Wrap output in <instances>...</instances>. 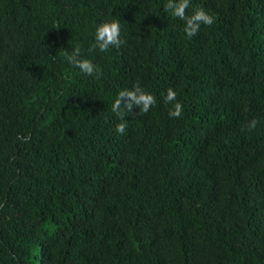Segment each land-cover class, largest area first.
Listing matches in <instances>:
<instances>
[{
    "label": "trees",
    "instance_id": "16d2710c",
    "mask_svg": "<svg viewBox=\"0 0 264 264\" xmlns=\"http://www.w3.org/2000/svg\"><path fill=\"white\" fill-rule=\"evenodd\" d=\"M166 3L0 0V264H264V0H191V38ZM137 83L157 103L118 133Z\"/></svg>",
    "mask_w": 264,
    "mask_h": 264
},
{
    "label": "clouds",
    "instance_id": "9594fccd",
    "mask_svg": "<svg viewBox=\"0 0 264 264\" xmlns=\"http://www.w3.org/2000/svg\"><path fill=\"white\" fill-rule=\"evenodd\" d=\"M190 4L191 0H167L165 5L166 11L170 13L171 16L183 21V32L189 38L199 31L202 24L212 25L215 20V17L203 7H195L190 14H186L185 10L189 8ZM120 33L121 25L118 19H100L95 25L93 47L98 48L100 51H107L110 46L119 47L123 43ZM64 59L70 65L78 68L81 73L89 75L99 73V69L92 61L81 55V49L79 47H74L70 52L65 51ZM163 100L165 103L171 104L168 113L169 116H181L182 106L177 100V93L173 88H167ZM156 103L155 96L138 83L132 88L120 90L111 104L112 113L122 118V122L116 125V131L118 133H123L125 131L126 124L123 122L125 120V110L130 112L133 104L138 107L140 112H148ZM257 126V122L253 121L248 125V128L249 130H255Z\"/></svg>",
    "mask_w": 264,
    "mask_h": 264
}]
</instances>
